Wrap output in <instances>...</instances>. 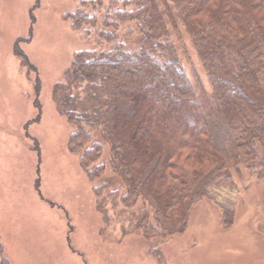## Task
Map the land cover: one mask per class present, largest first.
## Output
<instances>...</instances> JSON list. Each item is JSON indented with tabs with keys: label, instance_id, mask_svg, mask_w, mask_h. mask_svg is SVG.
<instances>
[{
	"label": "rangeland",
	"instance_id": "rangeland-1",
	"mask_svg": "<svg viewBox=\"0 0 264 264\" xmlns=\"http://www.w3.org/2000/svg\"><path fill=\"white\" fill-rule=\"evenodd\" d=\"M157 1L232 183L209 185L183 232L138 231L143 211L154 217L149 201L140 196L125 207L108 193L123 195L126 186L110 167L107 143L89 166L102 163L103 172L90 178L68 146L73 126L55 91L76 52L113 42L99 38V24L89 33L72 28L67 15L80 0H0V257L9 264H264V179L238 156L182 21L187 1ZM116 35L128 46L138 37L130 23ZM98 184L106 185L100 197Z\"/></svg>",
	"mask_w": 264,
	"mask_h": 264
},
{
	"label": "trees",
	"instance_id": "trees-1",
	"mask_svg": "<svg viewBox=\"0 0 264 264\" xmlns=\"http://www.w3.org/2000/svg\"><path fill=\"white\" fill-rule=\"evenodd\" d=\"M186 1L183 24L238 156L264 179V0ZM67 18L85 33L99 24V38L113 42L106 50L76 52L65 83L56 85L59 113L73 126L69 148L96 178L102 163L89 166L107 143L110 167L126 186L123 195L108 193L125 207L141 196L153 211L154 217L143 211L135 228L147 237L183 232L208 186L232 180L159 2L80 0ZM129 23L138 33L133 46L116 35ZM105 187H94L97 197ZM0 264L8 259L1 256Z\"/></svg>",
	"mask_w": 264,
	"mask_h": 264
},
{
	"label": "crops",
	"instance_id": "crops-1",
	"mask_svg": "<svg viewBox=\"0 0 264 264\" xmlns=\"http://www.w3.org/2000/svg\"><path fill=\"white\" fill-rule=\"evenodd\" d=\"M262 229H261V232H262V234L264 235V221H263V224H262V227H261Z\"/></svg>",
	"mask_w": 264,
	"mask_h": 264
}]
</instances>
